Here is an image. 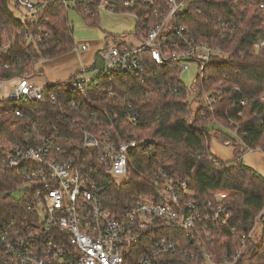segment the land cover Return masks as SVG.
Returning <instances> with one entry per match:
<instances>
[{
    "label": "trees",
    "instance_id": "16d2710c",
    "mask_svg": "<svg viewBox=\"0 0 264 264\" xmlns=\"http://www.w3.org/2000/svg\"><path fill=\"white\" fill-rule=\"evenodd\" d=\"M43 3L36 13L16 18L12 0H0V46L8 43L0 52V79L41 73L33 60L51 59L75 47L67 8L58 0ZM74 9L85 23L97 25L93 7L76 4ZM180 23L192 29L198 41L228 54L226 60L212 57L205 76L193 83L199 95L220 91L216 103L199 100L192 107L189 88L177 79L174 64L158 66L146 53L140 75L101 72L82 90L71 88L73 79L95 68L94 61L65 81L46 84L40 101H0V157L10 144L36 146L52 138L55 147L88 160L101 188V204L113 213L128 208L138 193L153 191L147 174L156 171L188 180L204 200L226 190L221 203L229 217L211 242L215 260L221 263L224 253L230 258L243 244L234 264H264V177L241 160L248 150L264 153V12L252 1L200 0ZM28 31L40 34V41H25ZM215 124L218 127L211 126ZM110 125L120 139L135 135L142 141L128 151L122 181L108 174L95 151H81L84 131L97 134ZM212 139L231 145L233 159L214 157L209 150ZM24 186L16 170L0 168V228L36 221L35 211L28 208L31 190ZM19 192L22 197H14ZM257 224L258 235L247 238ZM178 255L185 264H200Z\"/></svg>",
    "mask_w": 264,
    "mask_h": 264
},
{
    "label": "built area",
    "instance_id": "2783aa9c",
    "mask_svg": "<svg viewBox=\"0 0 264 264\" xmlns=\"http://www.w3.org/2000/svg\"><path fill=\"white\" fill-rule=\"evenodd\" d=\"M58 1L67 10L76 11V4L90 5L96 11L134 18L136 27L130 33L131 40L115 39L109 43L110 39H104L96 54L104 62L100 73L140 75L144 72L142 59L146 53L158 66L174 64L181 82L182 75L194 68L195 75L188 87L192 107L199 100L207 104L218 101L220 91L199 95L193 83L205 76L212 57L226 60L228 54L220 47L198 41L195 32L180 23L187 9L198 6L200 0ZM244 1H252L264 12V0ZM43 4V0H12L15 8H23L28 15L36 13ZM40 39V34L30 31L24 36L25 41L34 44ZM7 47L8 43H3L0 52ZM78 48L75 45L73 50ZM85 48V44L80 46L81 50ZM40 61L33 60L32 64L37 66ZM39 75L34 71L0 79V101H40L43 87L49 83H35L34 78ZM12 79L15 80L11 87ZM89 81L82 73L69 86L82 90ZM112 127L97 134L84 131L81 151H95L96 159L108 174L122 181L128 171V151L142 141L135 135L120 139ZM0 168L16 170L22 176L24 187L31 190L28 208L36 214V221L24 227L0 228L2 264H185L178 254L188 256L194 263L234 264L243 247L242 244L230 258L224 253L221 263L211 251L212 239L229 217L221 203L226 190H216L212 199L204 200L190 189L188 180L156 171L147 174L153 191L138 193L128 208L113 213L101 204V188L93 178L88 160L80 153L55 147L52 138L36 146L10 144L2 150ZM172 230L178 233L171 234ZM252 232L247 238L255 237Z\"/></svg>",
    "mask_w": 264,
    "mask_h": 264
},
{
    "label": "rangeland",
    "instance_id": "374dc122",
    "mask_svg": "<svg viewBox=\"0 0 264 264\" xmlns=\"http://www.w3.org/2000/svg\"><path fill=\"white\" fill-rule=\"evenodd\" d=\"M10 10L14 13L16 18H22L25 14V10L23 8H15L12 4L10 5ZM68 18L69 24L72 28V37L74 39L75 45L80 46L85 44L87 46L86 51H80V55L78 57L71 52L68 56L71 64H79L80 60L89 59L91 56V51L99 50V47L103 44L104 39L107 35H109L110 40L109 43L113 42V38L116 39H126L131 40V31L134 29L135 21L134 18L128 14H120V13H110L104 10H98V22L97 25H89L84 22L81 15H79L73 9L68 10ZM82 54V55H81ZM89 61V60H88ZM86 61V63L88 62ZM94 61V60H93ZM90 65L93 63L92 58L90 60ZM96 66L93 70L87 72L88 80H91L100 74L104 67V62L101 60L100 54L95 58ZM89 65V66H90ZM195 75L194 68L191 67L189 71H186L181 79L182 82L189 87L192 79ZM15 79L9 81L10 86L12 87ZM35 83L41 84L38 80H34ZM10 87V88H11ZM6 89H8L6 85ZM6 92V91H5ZM214 127H218V125H211ZM213 151V147H211ZM14 197L20 198L22 197V193H15ZM259 232V225H255L253 229V236H257ZM254 237V238H255Z\"/></svg>",
    "mask_w": 264,
    "mask_h": 264
},
{
    "label": "crops",
    "instance_id": "0c3cea01",
    "mask_svg": "<svg viewBox=\"0 0 264 264\" xmlns=\"http://www.w3.org/2000/svg\"><path fill=\"white\" fill-rule=\"evenodd\" d=\"M103 45V44H102ZM99 47V49L102 47ZM87 46L84 50L77 49L76 51H71L77 57L80 55V51H86ZM98 50L91 51V56L89 59L80 60L79 64H71L68 59L69 54H63L51 59H44L41 60L40 63L37 65L39 69H41V73L39 76L35 77L34 79L38 80L41 85L46 83H53L57 81H63L68 79L70 76L75 74L76 72L83 70L87 67H90V60L92 58V62L95 61V57ZM82 55V54H81ZM89 60V61H88ZM94 60V61H93ZM86 61H88L86 63ZM90 65V66H89ZM87 72H85V76H87ZM81 75V74H80ZM213 147V151L211 149ZM209 150L211 154L219 160L222 161H230L233 159V148L231 145L227 143L219 142L218 140L212 139L209 145ZM242 162L257 171L260 175L264 177V153L258 150H248L245 154L241 156Z\"/></svg>",
    "mask_w": 264,
    "mask_h": 264
}]
</instances>
